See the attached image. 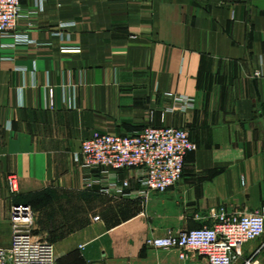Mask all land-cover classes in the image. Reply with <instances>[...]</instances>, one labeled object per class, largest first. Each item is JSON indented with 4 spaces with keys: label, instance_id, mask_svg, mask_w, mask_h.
Returning <instances> with one entry per match:
<instances>
[{
    "label": "crops",
    "instance_id": "1",
    "mask_svg": "<svg viewBox=\"0 0 264 264\" xmlns=\"http://www.w3.org/2000/svg\"><path fill=\"white\" fill-rule=\"evenodd\" d=\"M21 11V42L0 37V248L11 209L29 206L57 264H189L146 241L211 225L212 210L264 208V79H253L264 0H21ZM162 127L198 145L175 187L144 204L85 188L83 140ZM242 253L236 264H264V238Z\"/></svg>",
    "mask_w": 264,
    "mask_h": 264
},
{
    "label": "built area",
    "instance_id": "2",
    "mask_svg": "<svg viewBox=\"0 0 264 264\" xmlns=\"http://www.w3.org/2000/svg\"><path fill=\"white\" fill-rule=\"evenodd\" d=\"M23 18L21 0H0V37L20 43L15 31ZM253 79H264V62L254 70ZM48 95L53 106L54 90ZM197 150L185 129L147 128L135 135L96 134L82 141L74 160L84 172L86 189L144 204L152 193H166L179 183L187 156ZM9 184L12 192H17L16 176ZM10 216L15 229L10 248H0V264H57L54 246L33 234L32 208L13 207ZM211 219V225L199 229L150 238L146 246L176 250L180 260L189 264H236L246 243L264 238V208L249 215L220 208L211 211Z\"/></svg>",
    "mask_w": 264,
    "mask_h": 264
},
{
    "label": "rangeland",
    "instance_id": "3",
    "mask_svg": "<svg viewBox=\"0 0 264 264\" xmlns=\"http://www.w3.org/2000/svg\"><path fill=\"white\" fill-rule=\"evenodd\" d=\"M35 221H34V223H33V225H32V227L35 229L36 227H35ZM37 231L38 230H36L35 229V231H34V235H38V236H41V237H43V238H45V239H47L49 242H50V238H51V236H48L47 234H41V233H39V234H37ZM51 243V242H50ZM154 250V254H153V256H156V257H162V255H165L166 256V254H168V253H170V252H174V250H157V249H153Z\"/></svg>",
    "mask_w": 264,
    "mask_h": 264
}]
</instances>
